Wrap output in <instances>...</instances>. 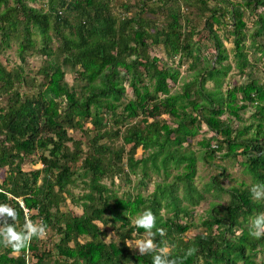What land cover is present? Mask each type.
Masks as SVG:
<instances>
[{
    "label": "trees",
    "instance_id": "obj_1",
    "mask_svg": "<svg viewBox=\"0 0 264 264\" xmlns=\"http://www.w3.org/2000/svg\"><path fill=\"white\" fill-rule=\"evenodd\" d=\"M116 1L125 10L121 16L113 14V0H46L42 6L35 0H0V53L14 42L23 59L39 36L43 56L33 76L0 62V168H7L0 204L17 213L11 220L0 216L1 230L6 223L20 230L39 219L59 236L55 255L41 248L40 237L19 251L0 243V264H48L49 259L52 264H153V254L135 253L125 243L145 233L132 224L145 209L157 217L154 239L169 248L176 264H264L255 259L264 253V236L249 234L250 220L264 211V200L245 184L223 187L216 176L205 191L194 182L198 157L206 161L219 152L220 159L243 157L251 186L264 181V81L246 74L264 59V0H139L140 11L131 15L127 2ZM243 7L253 16L251 27ZM159 16L165 23L153 26ZM226 16L233 68L245 78L232 87L228 51L214 28L226 24ZM199 25L213 42V60L195 53ZM156 47L166 59L153 53ZM184 63L188 73L181 76ZM67 70L75 73L74 84L66 80ZM178 80L181 87L172 89L170 82ZM250 108L246 122L241 113ZM19 120L25 123L23 132L17 129ZM104 121L115 128L108 130ZM202 126L212 134L198 141L202 152L197 156L184 144ZM70 129L94 131L85 155ZM116 140H121L118 147ZM138 148L147 156L136 158ZM34 155L42 167L24 170L25 159ZM138 169L142 177L150 170H162L166 177L170 169L176 172L146 196H118L104 182L113 184L120 175L129 180ZM75 174L87 189L79 198L80 216L61 210ZM210 189L227 193L228 201H211L204 230L185 238L193 225L191 210ZM97 222L112 226L119 242H106V228ZM189 248L195 249L190 255Z\"/></svg>",
    "mask_w": 264,
    "mask_h": 264
},
{
    "label": "rangeland",
    "instance_id": "obj_2",
    "mask_svg": "<svg viewBox=\"0 0 264 264\" xmlns=\"http://www.w3.org/2000/svg\"><path fill=\"white\" fill-rule=\"evenodd\" d=\"M123 2H127L130 6L131 9L130 11L127 12V15H131L134 12L140 11V3L139 0H121ZM234 1H239V0H234ZM46 0H35L33 3L35 6H42ZM212 4V3H211ZM184 9V8H182ZM185 10V9H184ZM243 10L245 12V20L247 21V26L251 27L252 25V20L253 16L249 12V8L243 7ZM112 11L113 14L116 16H121L125 10L119 5V2L116 0H113L112 3ZM155 17H153L154 19ZM165 17H157L155 21L152 23L153 26H162L165 23ZM225 23L224 25H215L214 28L217 29V32L221 39L223 40V43L228 51V59L225 61V63H230L232 68L230 72L228 73V82L229 85L232 87L233 85L239 84L240 82L245 81V78H239L236 70L233 68V57L230 53L231 48H232V36L230 34V26L229 24V18L226 16L225 18ZM37 40V45L35 48L31 51H26L23 54V59L20 57L17 51V44L12 42V46L9 48L4 49L0 53V62L8 69L12 70L14 68H17L18 66L23 67L26 75L33 76L38 68L41 66L43 56L41 55V52L39 51V36L35 37ZM194 46H195V53H200L203 57H205L207 60H213L214 55H215V48L213 45L212 40L210 37L207 35V32L203 29L202 26H198L196 28L195 34H194ZM246 44H249V41L246 42ZM38 47V48H37ZM155 49V51H154ZM153 49V53L158 55L159 57L166 59L165 55L160 47H156ZM199 50V51H198ZM253 61V59L251 58ZM177 62V59L175 60V63ZM184 62V61H183ZM254 66H252L246 74H250L251 76H254L258 78L261 82L264 81V59H260V61L255 62ZM188 63H184L180 67V72L181 76L186 75L188 73ZM74 76L75 73L73 71L67 70L66 72V80L69 82V84H74ZM170 86L172 89H179L181 87V81L178 80L175 83L170 82ZM210 86V84H208ZM130 89L128 88V92ZM130 94V92L128 93ZM3 98H0V104L3 102ZM253 109H248L247 111H244L241 113V116L245 119L246 122H249L250 117L252 115ZM169 121V124L171 126H174V123L169 120L167 116H164ZM106 123L104 121L103 125ZM91 122H86L85 127H90ZM235 125V124H234ZM17 129L20 132H23L25 123L23 120H19L18 124L16 125ZM112 124V122H108L105 124V128L108 130H112L115 127ZM123 129V127H121ZM69 136L72 139L75 140H81L82 142V150H83V155L86 154L88 151L89 145L87 144V140L93 136L95 133L94 131L90 132L89 135L84 134L81 130H73L70 129L68 130ZM211 132L206 130L205 126H202V129L200 130L199 134L197 137L190 139L187 143H185V146H188L189 150H192L197 156L202 152V148L198 145V141L204 137H209L211 136ZM100 142H105L104 140H101ZM109 142V141H107ZM189 143V145H188ZM214 144V143H213ZM71 145V143H70ZM121 145V140H116L114 141V146L118 147ZM129 146H126V150H128ZM222 152V151H221ZM220 155V152L217 153V157L210 159V160H202L198 157L197 161V173L194 178V182L196 186L200 190H206L207 187H209V182L211 181L212 177H217L220 179V184L223 187H229L231 185H236L240 186L245 184L244 186H248L251 188L252 184V177L250 174L246 173L243 165H242V159L243 157L241 155H238L236 158H225V159H220L218 156ZM141 156H147V153L144 152L141 148H138L135 153L136 158H140ZM126 157V156H125ZM81 164V161L76 163V167L79 168V165ZM22 167L24 170H32V169H37L41 168L42 164L38 161V156L34 155L32 157L26 158L24 163L22 164ZM6 170L7 168H0V181L3 180V178L6 175ZM171 173L169 174L168 177L165 176L164 172L160 170L159 173H155L153 171H149V176L147 177H142L141 172L139 169L137 170V173L133 174L130 172L128 175V179L125 175H120L119 178H115L114 183H110L109 179H105L104 182L107 183L113 191L118 195V196H130V195H136V194H141L143 196H146L152 192L154 189L155 183L162 181L164 178L166 180H171L172 175L176 172L175 169H170ZM77 174H75L74 177H76ZM141 180L142 183L140 182ZM70 194L65 202L61 205V210L65 211H71L73 214L80 216L83 212L82 206L80 205L79 198L82 196L86 191L85 184L83 183V179H79L76 177V182L74 185H71L69 187ZM229 199V196L225 192H218L215 194V191L213 189H210L209 192L206 191L205 193V199L200 201V203L195 206L191 212H190V220L193 222V225L189 228V230L184 234L185 238H191L193 237L196 233L202 232L204 230V226L202 225V221L208 217L209 213V204L211 201L216 200V201H222L223 203H226ZM264 213V211L262 212ZM187 218L184 217L183 221H186ZM36 222L39 223V219H36ZM98 225H102L100 222H97ZM106 228V236H105V241L109 242L110 240L114 239L117 241V233L115 229L112 226L108 227H102ZM0 230H1V225H0ZM147 233H144L142 235L133 237L135 238H143L146 237ZM59 236L54 232L52 229H46V235L43 237H40V242L39 245L41 248L45 250H49L52 254L54 253V246L55 243L58 241ZM131 250L135 253H139L138 249H133ZM55 255V253H54ZM255 259L257 262H264V253L261 251L255 256ZM48 264H52V259L47 260Z\"/></svg>",
    "mask_w": 264,
    "mask_h": 264
},
{
    "label": "clouds",
    "instance_id": "obj_3",
    "mask_svg": "<svg viewBox=\"0 0 264 264\" xmlns=\"http://www.w3.org/2000/svg\"><path fill=\"white\" fill-rule=\"evenodd\" d=\"M252 195L257 200H264V181H258L251 186ZM17 213L16 210L7 204H0V216H6L9 220L14 219ZM132 224L137 230L143 229L147 233L143 238H127L125 243L129 248L138 249L139 254H153V264H176V261L171 258V252L168 247H161L154 239L156 233L153 229L157 225V217L154 213L145 209L144 211L132 217ZM102 228L103 225H100ZM160 235L163 236L164 229H159ZM249 234L254 237L264 236V213H258L253 216L249 224ZM46 235V225L34 221H27L23 228L17 230L14 223H6L0 230V243L5 246H11L19 251L27 247L33 238L43 237ZM119 240L117 241V243ZM194 248H189L187 254L194 252Z\"/></svg>",
    "mask_w": 264,
    "mask_h": 264
}]
</instances>
